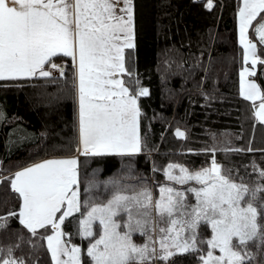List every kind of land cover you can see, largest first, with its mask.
Returning <instances> with one entry per match:
<instances>
[{"label":"snow or ice","instance_id":"1","mask_svg":"<svg viewBox=\"0 0 264 264\" xmlns=\"http://www.w3.org/2000/svg\"><path fill=\"white\" fill-rule=\"evenodd\" d=\"M206 3L213 7L212 0ZM238 17L243 62L251 64L240 72L241 96L252 101L264 125V91L248 79L264 65L249 35L250 30L258 34L264 45V0H242ZM135 48L134 0H0V81L38 78L67 90L76 105L75 151L81 156L142 152L139 101L150 92L131 67ZM65 57L72 62L71 78L57 62ZM175 135L185 133L177 129ZM79 167L78 157L47 159L8 181L20 203L18 211L0 216V231L16 218L30 238L20 235L6 249L0 246V264H26L16 249L26 242L38 250L41 240L52 264H85L84 256L91 264H167L184 254H195L199 264H252L256 257L249 243L264 250V198L258 196L264 186L234 182L215 159L193 171L167 165L163 172L171 184L158 185L155 199L146 182L125 184L118 173L102 182L106 198L82 202ZM126 167L131 177V162ZM100 184L90 181L87 190H99ZM75 213H81L77 235L89 241L86 250L72 244L64 227ZM204 227L210 236L203 235ZM134 233L146 237L145 243H134Z\"/></svg>","mask_w":264,"mask_h":264},{"label":"trees","instance_id":"2","mask_svg":"<svg viewBox=\"0 0 264 264\" xmlns=\"http://www.w3.org/2000/svg\"><path fill=\"white\" fill-rule=\"evenodd\" d=\"M239 3L212 0L209 9L206 0H134L136 48L131 67L140 86L150 92L139 101L144 147L134 156L138 172L149 173L151 162L162 166L178 160L196 169L213 159L243 180L257 179L264 170V125L238 89L243 64L236 29ZM257 51L264 59V45L257 42ZM62 60L71 78V60ZM256 73L252 78L264 91V65L258 64ZM0 114V216H4L18 211L20 201L8 183L16 171L47 159L73 157L78 137L71 95L44 79L0 81ZM177 129L184 138L175 135ZM211 148L216 151H205ZM118 158L82 156L79 172L99 169L100 177L108 178L119 167ZM80 217L75 213L64 227L72 233V244L84 247L86 240L77 235ZM20 235L25 241L30 238L11 218L9 228L0 231V245L15 244ZM39 244L33 250L24 242L14 254L26 264H52L45 240ZM249 247L256 257L252 264H264V250L254 243ZM175 259L180 264L197 261L195 254Z\"/></svg>","mask_w":264,"mask_h":264},{"label":"rangeland","instance_id":"3","mask_svg":"<svg viewBox=\"0 0 264 264\" xmlns=\"http://www.w3.org/2000/svg\"><path fill=\"white\" fill-rule=\"evenodd\" d=\"M242 6V0H240V3H239V7H238V11H239V8ZM238 11H237V16H236V29H237V43L239 44V17H238ZM250 39H252L253 43H256L257 42L259 43V36L258 34H253L252 31L250 30ZM240 45V44H239ZM258 53V51H257ZM259 55V54H258ZM249 68L251 69V64L250 62L248 64H242L241 68L239 69V86H238V89H239V94L241 95V82H240V72L243 70V68ZM256 71V69H255ZM249 80L255 82L258 84V82L252 78V77H249L248 78ZM252 102V101H251ZM256 104L258 105L259 104V101H256ZM225 144V143H224ZM224 146V145H223ZM73 157H78L79 160L82 159V156L81 155H78L77 153L73 156ZM151 157L148 156V158ZM63 158H68V157H63ZM119 160V167L117 168V170L108 178H101L100 177V172H99V169L97 170H90L88 171L87 173H83L82 175L80 174V181H81V184H80V190H81V201L84 202V201H87L90 197H99L101 199H104L106 198V196L108 195V193H105L103 191V185H102V182L103 181H106L108 180L109 178H112L114 176H116V174H120L122 177H124V179L122 180L123 183L125 184H140L141 181L143 180L144 182H146L147 186L150 187L152 190H153V195H154V199L156 196H158V191H157V186L158 185H161V184H171V182L167 181L166 178H165V175H164V172H163V169H166L167 168V165L169 164H176V165H182L184 166L183 164H181L178 160L174 161V162H169V163H166L164 165H155V163L151 162L150 165H151V170L149 171V173H143V172H138L137 169H135V165H134V157H119L118 158ZM42 162V161H40ZM131 162L132 164V176L131 177H128V170H127V164ZM39 163V162H37ZM218 163V162H217ZM36 164V163H34ZM32 164V165H34ZM219 165H221L222 167V171L224 172L225 175H228L230 177L231 180H233L234 182H237V183H243V184H246L248 185L250 188H253V187H256V186H264V184L262 183V179L264 177H261L260 174L258 175L257 179H254V180H243L241 179L240 177H237L233 172L229 171V169L227 167H225L224 165L218 163ZM32 165H28L26 167H29V166H32ZM211 165V163L207 166H203V167H199V168H196V169H191L189 168L188 166H184L186 168H188L190 171H193V170H199L201 168H204V167H209ZM25 168V167H23ZM22 168V169H23ZM156 169V171H153V169ZM22 169H19V170H22ZM17 170V171H19ZM16 171V172H17ZM98 173V174H97ZM176 174H178V169L176 170ZM14 177V176H13ZM97 181V182H101L100 184V189L99 190H96V191H88V187H89V182L90 181ZM190 184L192 185H195V182L192 181V182H189ZM174 187H182V186H179V185H172ZM198 186V185H197ZM183 187H187V185L183 186ZM258 196H260L261 198H264V192H260L258 193ZM191 199V197H190ZM192 202L194 203V199L192 200ZM43 230V229H41ZM50 234V233H48ZM154 235H158V233L154 234ZM203 235L205 237L207 236H210V229L207 228V227H204L203 228ZM86 240V244L84 245V247H81L82 250H86V248L88 247L89 245V241L87 239ZM145 240H146V237L144 236H141L139 235L138 233H134L133 234V241L134 243H136L137 245H142L145 243ZM46 242V240H45ZM251 244V242L249 243V245ZM0 246H3L5 249L8 247V245H0ZM47 247V245H46ZM250 248V247H249ZM83 260L85 261V264H91V262L88 260V258L86 256L83 257ZM152 264H165L164 261H160V260H155L152 262ZM167 264H180L176 261L175 259V256L172 257L168 262ZM195 264H199V261L197 260Z\"/></svg>","mask_w":264,"mask_h":264},{"label":"crops","instance_id":"4","mask_svg":"<svg viewBox=\"0 0 264 264\" xmlns=\"http://www.w3.org/2000/svg\"><path fill=\"white\" fill-rule=\"evenodd\" d=\"M70 59V58H69ZM71 60V59H70ZM57 62H63V63H65V61L64 60H62V61H57ZM77 154L78 155H80L78 152H77ZM118 157V156H117ZM44 161V160H43ZM40 162V161H39Z\"/></svg>","mask_w":264,"mask_h":264}]
</instances>
